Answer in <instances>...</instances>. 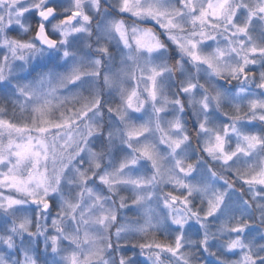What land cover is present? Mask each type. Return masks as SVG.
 Wrapping results in <instances>:
<instances>
[{"label": "snow or ice", "instance_id": "1", "mask_svg": "<svg viewBox=\"0 0 264 264\" xmlns=\"http://www.w3.org/2000/svg\"><path fill=\"white\" fill-rule=\"evenodd\" d=\"M262 25L264 0H0V264H264Z\"/></svg>", "mask_w": 264, "mask_h": 264}, {"label": "clouds", "instance_id": "2", "mask_svg": "<svg viewBox=\"0 0 264 264\" xmlns=\"http://www.w3.org/2000/svg\"><path fill=\"white\" fill-rule=\"evenodd\" d=\"M107 2L111 3V0H107ZM89 11L93 15H95V13H96V9H94V8L89 9ZM261 31H264V25L261 26ZM170 55L176 56L177 53L174 49L170 48ZM189 68H190L192 74H195L196 69L194 67H192L191 65H189ZM105 195H107L109 197L108 203L110 204L112 202L111 195L107 192V190H105ZM58 207H59V201H58V199H54L53 200V206L51 208V212L55 213L57 211ZM136 215H138V211L135 208H133L132 212H128L127 210H121V221H124L125 219H129V218L135 219ZM41 222L44 223V221H41ZM115 231H116V228L115 227L112 228V232L115 233ZM201 264H204V262L202 261Z\"/></svg>", "mask_w": 264, "mask_h": 264}, {"label": "rangeland", "instance_id": "3", "mask_svg": "<svg viewBox=\"0 0 264 264\" xmlns=\"http://www.w3.org/2000/svg\"><path fill=\"white\" fill-rule=\"evenodd\" d=\"M173 48H174V46H173ZM130 247V246H129Z\"/></svg>", "mask_w": 264, "mask_h": 264}]
</instances>
